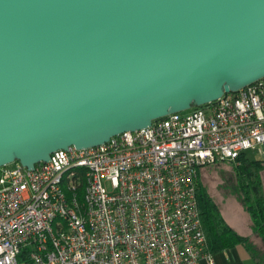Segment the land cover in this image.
<instances>
[{
  "label": "water",
  "instance_id": "obj_1",
  "mask_svg": "<svg viewBox=\"0 0 264 264\" xmlns=\"http://www.w3.org/2000/svg\"><path fill=\"white\" fill-rule=\"evenodd\" d=\"M264 76V0H0V167L32 169Z\"/></svg>",
  "mask_w": 264,
  "mask_h": 264
},
{
  "label": "built area",
  "instance_id": "obj_2",
  "mask_svg": "<svg viewBox=\"0 0 264 264\" xmlns=\"http://www.w3.org/2000/svg\"><path fill=\"white\" fill-rule=\"evenodd\" d=\"M255 152L264 161V76L32 169L2 166L0 264H214L198 173Z\"/></svg>",
  "mask_w": 264,
  "mask_h": 264
},
{
  "label": "trees",
  "instance_id": "obj_3",
  "mask_svg": "<svg viewBox=\"0 0 264 264\" xmlns=\"http://www.w3.org/2000/svg\"><path fill=\"white\" fill-rule=\"evenodd\" d=\"M221 162L226 161H215L202 168ZM234 164L233 172L240 190L239 194L243 201V207L250 217L254 232L264 241V196L261 192L259 176L264 161L244 153L237 158V162ZM196 195L199 216L210 251L215 252L242 244L249 249L251 256L257 259L259 254L249 238L238 234L224 220L217 204L208 195L206 189L202 187L198 178ZM257 264H264V257H260Z\"/></svg>",
  "mask_w": 264,
  "mask_h": 264
},
{
  "label": "rangeland",
  "instance_id": "obj_4",
  "mask_svg": "<svg viewBox=\"0 0 264 264\" xmlns=\"http://www.w3.org/2000/svg\"><path fill=\"white\" fill-rule=\"evenodd\" d=\"M194 107L183 110L184 113L190 112ZM258 153H251V157L257 158ZM14 164L9 163L12 167ZM234 162L226 161L204 167L198 173L197 178L208 195L220 207L224 214L230 218L234 217L244 224L247 211L243 207V201L240 197V190L237 186L234 176ZM261 192L264 196V166L259 172ZM107 185V184H106Z\"/></svg>",
  "mask_w": 264,
  "mask_h": 264
},
{
  "label": "crops",
  "instance_id": "obj_5",
  "mask_svg": "<svg viewBox=\"0 0 264 264\" xmlns=\"http://www.w3.org/2000/svg\"><path fill=\"white\" fill-rule=\"evenodd\" d=\"M220 213L224 220L238 234L248 237L255 250L258 252V258H253L249 249L242 244H237L233 247L213 252L214 264H257L260 257H264V241L254 232L250 217L246 213L244 224L234 217L228 218L219 207ZM199 264H208L205 259H202Z\"/></svg>",
  "mask_w": 264,
  "mask_h": 264
}]
</instances>
